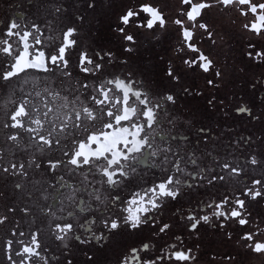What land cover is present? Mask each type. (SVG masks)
Wrapping results in <instances>:
<instances>
[{
	"label": "snow or ice",
	"instance_id": "obj_1",
	"mask_svg": "<svg viewBox=\"0 0 264 264\" xmlns=\"http://www.w3.org/2000/svg\"><path fill=\"white\" fill-rule=\"evenodd\" d=\"M0 264H264V0H0Z\"/></svg>",
	"mask_w": 264,
	"mask_h": 264
}]
</instances>
